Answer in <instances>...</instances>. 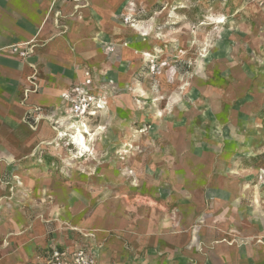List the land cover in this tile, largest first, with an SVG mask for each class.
Instances as JSON below:
<instances>
[{
	"label": "rangeland",
	"instance_id": "374dc122",
	"mask_svg": "<svg viewBox=\"0 0 264 264\" xmlns=\"http://www.w3.org/2000/svg\"><path fill=\"white\" fill-rule=\"evenodd\" d=\"M129 3L119 13L130 34L121 44L134 59L108 55L111 68L99 65L92 90L107 103L83 119L90 133L103 126L92 140L94 153L81 156L71 135L54 142L65 130L55 120L71 114L70 106L57 109L62 114L48 119L36 160L46 181L30 186L28 176L25 185L6 178L0 210L22 209L48 222L47 207L55 217L50 237L79 241L96 256L98 218L110 224L123 218L126 225L112 233L128 248L135 225L161 212L176 235L185 231L188 248L264 246V0ZM197 211V219L179 223ZM222 213L245 234L213 237L212 225H224Z\"/></svg>",
	"mask_w": 264,
	"mask_h": 264
},
{
	"label": "crops",
	"instance_id": "0c3cea01",
	"mask_svg": "<svg viewBox=\"0 0 264 264\" xmlns=\"http://www.w3.org/2000/svg\"><path fill=\"white\" fill-rule=\"evenodd\" d=\"M130 1L0 0V197L8 193L9 184L4 180L13 175L18 184L17 174L25 182L26 176L30 177L33 181L30 186H41L46 181L42 177L45 166L38 165L36 160L43 154V141L50 133L48 123L51 117L62 114L56 113L57 109L71 106L65 95L86 79V71H91L92 89H97L99 65L105 66L100 69L103 72L112 65L104 64L108 55L134 59L133 49L121 44L130 34L125 32L119 18ZM30 40L36 42V47L28 59L7 50L11 44ZM109 44H115L112 53L107 48ZM55 178L49 176L51 180ZM48 209H44L43 215L48 222L33 220L22 209L0 210V264H29L52 245L69 250L88 248L67 237L57 241L50 237L53 231L50 221L55 217L47 214ZM199 213L188 218L179 216V223L195 220ZM163 219L165 214L161 212L159 219L151 223L142 220L136 224L139 232L127 248L123 239L112 233V229L124 227L125 220L116 218L110 224L98 218L102 230L97 236L101 242L97 264H264V246L188 248L185 231L179 228L176 235L168 226L170 222ZM219 219L224 225H212L213 237L245 234V226L233 225L235 218L222 213ZM170 236L176 241H169ZM199 240L210 243L213 238Z\"/></svg>",
	"mask_w": 264,
	"mask_h": 264
},
{
	"label": "built area",
	"instance_id": "2783aa9c",
	"mask_svg": "<svg viewBox=\"0 0 264 264\" xmlns=\"http://www.w3.org/2000/svg\"><path fill=\"white\" fill-rule=\"evenodd\" d=\"M125 20L128 21L129 18L126 17ZM35 47L36 42L30 40L24 43L11 44L7 46V50L23 59H28L35 52ZM109 49L114 51L112 46ZM92 85V73L86 71V79L80 84H75L70 92L66 93L65 97L71 103L70 111L74 115L73 118L86 119L95 116L99 108L106 105L104 97L95 95ZM29 264H97V258L91 249L84 246L69 250L52 245L43 254L38 255L36 261Z\"/></svg>",
	"mask_w": 264,
	"mask_h": 264
},
{
	"label": "bare ground",
	"instance_id": "6f19581e",
	"mask_svg": "<svg viewBox=\"0 0 264 264\" xmlns=\"http://www.w3.org/2000/svg\"><path fill=\"white\" fill-rule=\"evenodd\" d=\"M140 93H141V91H140ZM106 99L107 98H104L105 102L107 101ZM73 117H74V115H72V114H62L61 116H59L58 120H55L56 118L54 119L57 123H60V125H62L63 128H65V130H63V131H61L62 128L60 129L59 134H58L57 138L54 140V142L58 143L60 140H62V137L64 135H71V136H74L76 149L79 150L81 156L93 154L94 153V147L92 146V140L96 137L97 133H99L100 130L103 129V126L98 127L97 131H96L97 133L93 134V133H90V130H89L88 126L86 125L85 121H83V119L80 120V119L73 118ZM86 134H89V137H87ZM59 146L60 145L58 144L57 149H61V147H59ZM16 177L19 178V180H20V177H18V176H16ZM19 182H20L19 183L20 185H25V181L21 180Z\"/></svg>",
	"mask_w": 264,
	"mask_h": 264
}]
</instances>
